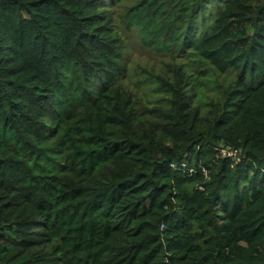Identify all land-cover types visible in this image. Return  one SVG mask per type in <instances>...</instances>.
Masks as SVG:
<instances>
[{"label":"trees","instance_id":"obj_1","mask_svg":"<svg viewBox=\"0 0 264 264\" xmlns=\"http://www.w3.org/2000/svg\"><path fill=\"white\" fill-rule=\"evenodd\" d=\"M0 264H264V0H0Z\"/></svg>","mask_w":264,"mask_h":264},{"label":"rangeland","instance_id":"obj_2","mask_svg":"<svg viewBox=\"0 0 264 264\" xmlns=\"http://www.w3.org/2000/svg\"><path fill=\"white\" fill-rule=\"evenodd\" d=\"M255 1L256 3L263 2V0H255ZM214 7H215V1H213V3L210 5V8H214ZM236 25H237V29L244 28L247 32L252 31V26L250 22L243 23V21H241V22H237ZM132 57H134L136 63L145 64L148 61L153 62V60L157 58V54L145 48L144 46L141 47L137 46L133 50Z\"/></svg>","mask_w":264,"mask_h":264},{"label":"built area","instance_id":"obj_3","mask_svg":"<svg viewBox=\"0 0 264 264\" xmlns=\"http://www.w3.org/2000/svg\"><path fill=\"white\" fill-rule=\"evenodd\" d=\"M221 151V156L223 157H232L235 158L237 160H240V149L235 148V147H228V146H222L220 148Z\"/></svg>","mask_w":264,"mask_h":264}]
</instances>
